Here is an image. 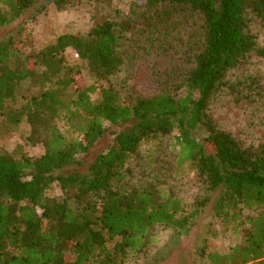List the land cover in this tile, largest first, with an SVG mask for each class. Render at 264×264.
Returning a JSON list of instances; mask_svg holds the SVG:
<instances>
[{
	"label": "trees",
	"instance_id": "obj_1",
	"mask_svg": "<svg viewBox=\"0 0 264 264\" xmlns=\"http://www.w3.org/2000/svg\"><path fill=\"white\" fill-rule=\"evenodd\" d=\"M35 1L0 0V264H150L156 227L187 233L206 206L241 242L220 250L210 229L196 249L204 264H264V125L242 136L209 113L222 90L264 108L261 77L244 76L253 54L264 61V0H133L125 11L114 0H52L88 9L91 22L40 47L6 31ZM68 49L92 82L63 60ZM136 57L122 92L113 78ZM24 82L36 92L16 106ZM22 120L39 155L4 147ZM105 121L117 132L91 157ZM165 139L175 174L203 185L193 204L154 171ZM53 181L62 195L47 194Z\"/></svg>",
	"mask_w": 264,
	"mask_h": 264
},
{
	"label": "rangeland",
	"instance_id": "obj_2",
	"mask_svg": "<svg viewBox=\"0 0 264 264\" xmlns=\"http://www.w3.org/2000/svg\"><path fill=\"white\" fill-rule=\"evenodd\" d=\"M133 0H114V5L119 9L125 11L128 5ZM91 22V14L88 9L70 8L65 10H56L53 7L52 0H36L29 8H27L20 18L9 28L6 29L17 35L19 31H23L32 36L37 46L46 44L54 36L73 31H86L89 28ZM261 38H264V29L259 32ZM63 60L67 63L73 64L76 68H79L83 73L87 82H92L91 73L87 67V62L80 59L77 54L71 49L66 50L62 54ZM142 58H133L125 61L119 74L113 78L114 84L121 88L122 92L126 91V83L130 82V75L139 67ZM152 61H156V57L153 56ZM173 62L177 63L180 60H164L160 68L163 73L166 71L165 66H172ZM155 69H158L155 66ZM247 68V69H246ZM244 76L246 80H249V76L261 77V83L264 82V61L253 54L247 63ZM154 68L147 69L145 75V87L149 88L154 77ZM237 71V75H240ZM158 78V77H157ZM257 78V77H256ZM177 81V76L174 78ZM146 88V89H147ZM36 92L35 87L28 82H24L19 89L18 96L14 101V105L20 106L24 104L28 98ZM227 92V91H226ZM231 96L226 95L225 90H222L217 99L213 101L209 109V113L212 118L218 122L223 123L224 127L231 129L234 132L241 134L242 136L256 135L258 126L264 125V108L256 107V105L248 104L244 101H239L238 105L230 100ZM105 131L103 135L97 140V142L91 147V157L104 149L115 137L117 127L111 126L107 121L104 122ZM29 132V125L25 120H22L14 129L13 135L5 142L4 147L10 151L21 145L24 151L29 155H39L42 152L40 145L32 146L26 141V136ZM167 139L163 144V147L155 149L152 166L156 168L154 170L158 174L162 175L165 179L166 186H170L172 191L177 196L183 198L187 203H194L197 198L202 199L205 197L203 185H201L197 179L195 173H190L187 176L180 177V173L175 174V159H169L168 153H170L167 147ZM146 162L143 164L144 171L140 174V178L148 179L146 172L152 168L148 164L147 157ZM48 195H62V190L56 181L50 184L47 189ZM210 207H204V211L200 214L201 219L195 221L189 228L187 233H180L175 228H163L158 225L155 230V242L154 249L151 255L150 264H204L202 258L196 252V249L201 240L203 234H210L207 231L210 229H216L219 234L216 239H213L215 246L218 249L227 250L235 243L241 242V238L238 235L230 232H222L216 226L215 220L210 215Z\"/></svg>",
	"mask_w": 264,
	"mask_h": 264
}]
</instances>
